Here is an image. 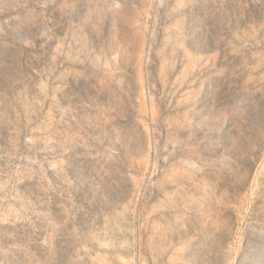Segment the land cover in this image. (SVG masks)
<instances>
[{
    "label": "rangeland",
    "instance_id": "374dc122",
    "mask_svg": "<svg viewBox=\"0 0 264 264\" xmlns=\"http://www.w3.org/2000/svg\"><path fill=\"white\" fill-rule=\"evenodd\" d=\"M0 264H264V0H0Z\"/></svg>",
    "mask_w": 264,
    "mask_h": 264
}]
</instances>
